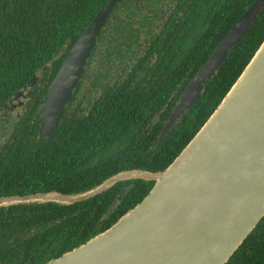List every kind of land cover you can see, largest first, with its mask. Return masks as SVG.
<instances>
[{"label":"trees","instance_id":"16d2710c","mask_svg":"<svg viewBox=\"0 0 264 264\" xmlns=\"http://www.w3.org/2000/svg\"><path fill=\"white\" fill-rule=\"evenodd\" d=\"M108 1L0 0V107L45 69L44 75L49 78L38 92L44 95L73 44ZM253 1L229 0L227 5H221L219 13L230 18L221 25L219 33L215 25L211 26L194 44L198 51L205 49L203 61ZM123 4L114 13L118 14ZM263 40L264 8L244 37L230 49L221 68L205 81L196 104L171 125L158 144L157 133L162 124L155 127L152 136L145 126L158 112L162 122L167 119L181 90L199 68L192 66L197 55L189 56L184 68L186 77L176 94L172 91L183 78L179 72L171 76L167 86L153 88L154 93H148L143 101L135 97V91L131 94L130 85H125L122 99H115L118 91L106 92L104 99L98 97L87 116L66 112L46 138L40 137L39 123L32 116L23 118L19 122L21 131H12L2 157L7 160L10 153L16 161L10 162L9 167L6 163V195L48 191L78 194L122 170L165 169L203 126ZM82 94V99H86L88 92ZM151 137L156 140L154 149L148 147ZM26 144L38 153L37 166L27 174L17 164ZM3 183L0 181V196L5 193ZM153 184L154 181L144 179L120 181L101 194L74 204L15 203L6 205V211L0 206V264H45L72 250L119 220L147 195ZM226 264H264V217Z\"/></svg>","mask_w":264,"mask_h":264},{"label":"water","instance_id":"95a60500","mask_svg":"<svg viewBox=\"0 0 264 264\" xmlns=\"http://www.w3.org/2000/svg\"><path fill=\"white\" fill-rule=\"evenodd\" d=\"M92 19L64 59L42 102L40 135L50 136L73 96L111 9ZM264 8L255 0L188 83L158 136L201 97L205 81ZM37 76L31 79L33 84ZM23 94L19 91L15 97ZM154 184L106 230L45 264H226L264 217V40L203 126L161 171L122 170L78 194L58 191L0 197V206L74 204L120 181Z\"/></svg>","mask_w":264,"mask_h":264},{"label":"flooded vegetation","instance_id":"af4514ba","mask_svg":"<svg viewBox=\"0 0 264 264\" xmlns=\"http://www.w3.org/2000/svg\"><path fill=\"white\" fill-rule=\"evenodd\" d=\"M226 1L229 0L118 1L111 9L100 34L97 36L96 44L87 60L84 73L73 91L71 100L66 105L61 120L66 112L87 116L98 97L101 96L104 99L106 92L116 93L118 91L120 96L115 94V99L119 100L120 97L122 99L125 85H130L131 94L135 91V97L138 96L139 101H143L148 93H154L153 88L167 86L171 76L179 72L180 75H183V78L178 82V87H175L172 91L176 94L182 86V80L186 77L184 68L186 63L190 61L191 57L189 56H198L192 66L198 65L199 70L232 26L249 8L230 26L207 59L203 61L202 53L205 49L198 51V49H194V44L202 38L203 33L208 32L211 26L215 25L217 33L221 31V25L224 24L226 19L230 18L229 15L222 16L219 13L221 5H227ZM123 2V7L119 13H114L116 7ZM150 23L152 24L150 25ZM60 67L51 78L48 87L56 77ZM44 71L46 70H41L35 75L37 78L33 84L31 83L21 90L23 94L17 97L13 95L7 103L0 107V181L4 182L2 188L5 191L0 197L12 196L6 195V163L9 167L10 162L16 163V161L12 160L10 153L7 155V160L6 157L2 158L3 154L6 155V142L9 140L12 131H21L19 122L24 121L23 118L32 116V119L39 123L40 134L42 102L46 99L48 88L44 95L38 92L42 84H45L49 78V76L44 75ZM185 88L181 90L179 98ZM83 91L84 93L88 92L86 99H82L84 96ZM131 94L128 93V95ZM164 109H166L165 106ZM170 114L162 122V119L160 120L161 115L158 112L145 126V131H148L149 136H152L151 133H153L155 127L162 124V128L157 133V144L167 135L160 141L158 140V136ZM147 143L151 149L156 147V140L153 137L148 138ZM28 145L30 144H26L21 149L19 162L17 163L26 174L37 166L35 156L38 155L37 150ZM3 207V210L6 211V205ZM3 241L6 242V239H3Z\"/></svg>","mask_w":264,"mask_h":264}]
</instances>
